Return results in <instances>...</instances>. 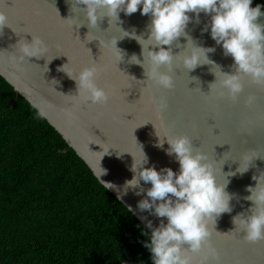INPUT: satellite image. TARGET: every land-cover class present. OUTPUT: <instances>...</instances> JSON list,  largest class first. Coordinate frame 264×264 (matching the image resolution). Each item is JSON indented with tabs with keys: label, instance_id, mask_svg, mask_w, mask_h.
Returning a JSON list of instances; mask_svg holds the SVG:
<instances>
[{
	"label": "water",
	"instance_id": "95a60500",
	"mask_svg": "<svg viewBox=\"0 0 264 264\" xmlns=\"http://www.w3.org/2000/svg\"><path fill=\"white\" fill-rule=\"evenodd\" d=\"M84 7L74 0H0V13L5 16V24L0 27V77L36 111L44 109L43 119L104 188L103 183L114 186L105 189L127 210L131 208L128 211L148 233L145 219L156 226L158 218L137 210L136 203L143 192L136 195L137 189L124 188V182L133 176L132 161L141 156L142 150L148 161L144 167L153 166L156 170L168 167L175 172L178 164L173 156L165 154L166 142L160 148L155 146L156 134L189 137L194 150L205 153L214 165L217 183L227 181L225 191L232 196L231 211L221 213L213 224L211 220L208 222L209 240L218 253L219 264H264V240L244 241V233L236 231L232 223V217L247 214L251 206L244 199L249 194L246 187L256 183L251 177L264 172V87L243 77V89L233 102L226 90L209 86L216 80L214 73L231 74L234 68L230 67L232 58L222 55V49L207 31L201 32L208 20L204 13L199 14V23L190 20L184 31L197 44L214 47L207 56L218 69L204 64L188 72L174 57L168 73L173 86L163 89L146 80L140 64L129 62L132 55L143 62L137 41L120 37L123 33L119 29H134L142 39H147L149 17L142 16L139 8L130 15L121 11L118 20L99 16L97 26L89 28ZM31 35L44 41V56L29 57L22 69H17L8 58L11 54L18 55L17 43L21 40L30 43ZM186 43L185 36H179L171 46L162 47H169L172 55H183L187 52ZM114 47L122 54L119 61ZM148 49L155 51L156 47L148 45ZM65 64L66 70L72 69L73 74L95 64L94 82L109 94L107 102L75 103L74 80L58 70ZM217 91H224V95H216ZM249 96L254 98L252 103H246ZM161 99L165 107L158 110ZM244 153L257 156L245 172L238 173L235 170L239 164L241 167L246 164L241 160ZM230 172L234 174L226 175ZM140 186L150 185L141 181Z\"/></svg>",
	"mask_w": 264,
	"mask_h": 264
},
{
	"label": "clouds",
	"instance_id": "9594fccd",
	"mask_svg": "<svg viewBox=\"0 0 264 264\" xmlns=\"http://www.w3.org/2000/svg\"><path fill=\"white\" fill-rule=\"evenodd\" d=\"M74 2L85 6L84 16L89 28L97 26L99 16L118 20V13L121 11L125 15H130L139 8L142 16L147 15L149 17V23L146 25L147 39H142L134 29L132 31L119 29L123 33L120 37L127 36L137 41L141 46L143 62L141 63L135 55L129 58V62L140 64L146 80L163 89H171L173 86L172 77L168 73L172 70L174 57L188 72L204 64H212L218 69L207 56V53L215 50L214 47L197 44L184 31L190 20L199 23L200 13L208 17L201 32L207 31L214 44L222 49V55L232 58L233 64L230 67L234 68L231 74L220 71L219 75L214 73L216 80L209 86L226 90L228 98L233 102L243 89V77H248L252 84L264 87V10L259 3L252 6V0H74ZM189 13L192 14L191 17ZM4 24L5 16L0 13V27ZM31 36L30 43L23 40L17 43L18 55L9 56V63L13 67L22 69L27 58L44 56L46 51L44 41L39 36ZM179 36H185L187 52L183 55L180 53L172 55L169 47L162 46H171ZM115 41L116 39L113 46ZM148 45H154L156 50H149ZM118 53L117 61L123 58L119 51ZM145 60L148 64L147 69ZM66 65H62L58 70L74 80L75 103L103 105L107 102L109 94L94 82L97 74L95 64L82 67L75 74L70 68L66 70ZM216 95L223 96L224 91H217ZM253 99L249 96L246 103H252ZM163 107L165 103L161 99L157 109ZM36 115L43 118L44 109L38 108ZM156 136L158 139L155 146L160 148L163 143H167L165 154L174 157L178 170L174 172L168 167H162L160 170L153 166L144 167L148 162L147 156L140 148L141 156L132 161L130 170L133 176L124 182L125 189H137L136 195L143 192L142 198L136 203L137 210L147 211L149 215L158 218L156 226H153L151 220L145 219V227L150 229L149 233L141 230V235L148 236L142 245L150 253L151 264H212V262L219 264L218 253L209 240L211 232L208 222L211 220L213 224L221 213L231 211L229 200L232 196L225 191L227 181L217 183L214 165L209 162L205 153L194 150L189 137L167 134ZM160 137L164 139L161 140ZM256 156L250 153L242 154L241 160L246 161V164L244 167L239 164L235 171L245 172L249 162ZM233 174L230 172L226 175ZM251 178L256 183L254 186L246 187L249 194L244 197L251 202V206L247 214L237 213L232 217V223L236 231L244 233L242 236L244 241L255 243L264 240V172ZM141 181L150 186L141 188ZM103 185L106 189L114 187L109 183ZM128 210L131 211V208Z\"/></svg>",
	"mask_w": 264,
	"mask_h": 264
},
{
	"label": "trees",
	"instance_id": "16d2710c",
	"mask_svg": "<svg viewBox=\"0 0 264 264\" xmlns=\"http://www.w3.org/2000/svg\"><path fill=\"white\" fill-rule=\"evenodd\" d=\"M36 112L0 77V264H151L148 232Z\"/></svg>",
	"mask_w": 264,
	"mask_h": 264
}]
</instances>
